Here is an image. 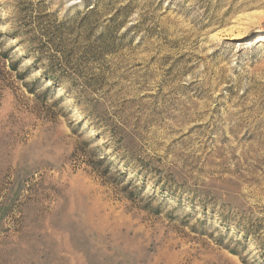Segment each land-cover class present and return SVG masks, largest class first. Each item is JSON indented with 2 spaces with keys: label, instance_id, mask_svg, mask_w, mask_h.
I'll return each mask as SVG.
<instances>
[{
  "label": "rangeland",
  "instance_id": "1",
  "mask_svg": "<svg viewBox=\"0 0 264 264\" xmlns=\"http://www.w3.org/2000/svg\"><path fill=\"white\" fill-rule=\"evenodd\" d=\"M0 264H264V0H0Z\"/></svg>",
  "mask_w": 264,
  "mask_h": 264
},
{
  "label": "trees",
  "instance_id": "2",
  "mask_svg": "<svg viewBox=\"0 0 264 264\" xmlns=\"http://www.w3.org/2000/svg\"><path fill=\"white\" fill-rule=\"evenodd\" d=\"M69 19H71V18H69ZM61 26H64V23H62L61 25H59V26L57 27V28L59 29V32H60V28H61ZM46 30H47L48 32L50 31L49 28H47ZM48 32L45 31V32L43 33V35H44V34H47ZM49 33H51V32H49ZM52 33L55 34V35L58 34V33H56V32H52ZM100 39H103V36H101ZM88 57H89V55H88Z\"/></svg>",
  "mask_w": 264,
  "mask_h": 264
}]
</instances>
